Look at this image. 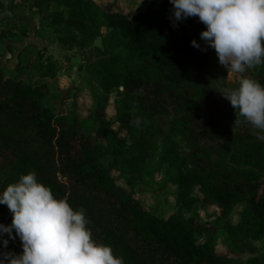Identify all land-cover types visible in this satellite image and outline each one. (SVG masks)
<instances>
[{
    "label": "trees",
    "instance_id": "obj_1",
    "mask_svg": "<svg viewBox=\"0 0 264 264\" xmlns=\"http://www.w3.org/2000/svg\"><path fill=\"white\" fill-rule=\"evenodd\" d=\"M26 1L32 11L50 3L58 6L49 13V25L68 32L59 38L62 44L83 46L101 38L90 71L102 94L90 114L97 124L91 136L76 116L56 114L43 103L45 81L31 84L0 71V192L35 171L57 198L85 210L92 238L110 245L124 264H264V251L254 243L264 238V140L255 129L242 126L243 117L234 124L235 109L214 90V81L222 80L227 69L201 51L199 33L206 25L198 17L174 25L172 12L162 15L140 6L128 15L96 0ZM4 6L0 1V8ZM188 22L195 26L192 33L185 31ZM102 26L108 28L105 33ZM33 66L40 77H54L58 70L42 54ZM248 76L264 85V64L249 68ZM114 92L119 129L106 118ZM170 105L174 116L169 124L156 125L155 117L167 113ZM203 109L209 114L204 129L213 139L224 138L216 148L197 140L193 124ZM181 139H187V150ZM156 145L176 186L175 209L167 216L150 210L111 174L114 169L153 173L148 160ZM103 156L110 160L103 163ZM198 204L214 205L219 213L205 221L195 213ZM237 204H242L240 219L231 222ZM4 206L9 213L5 225H10L12 213ZM219 232L250 255L243 259L219 253ZM3 238L10 239L6 233ZM15 239L19 254L22 242Z\"/></svg>",
    "mask_w": 264,
    "mask_h": 264
},
{
    "label": "rangeland",
    "instance_id": "obj_2",
    "mask_svg": "<svg viewBox=\"0 0 264 264\" xmlns=\"http://www.w3.org/2000/svg\"><path fill=\"white\" fill-rule=\"evenodd\" d=\"M4 7L0 8V71L4 75L22 78L25 82L34 84L45 81L48 84V92L43 98V103L49 105L56 114H67L76 116L83 127L85 133L95 136L97 124L90 117L92 110L96 106L98 98L102 94L101 87L95 75L90 71V63L97 53L96 47H101V38L95 37L92 41L83 46L73 43L62 44L60 37L67 35V31L61 26L49 25V13L58 8L55 3L44 5L41 11L29 9L26 0H0ZM104 8L109 10H119L131 15L138 6L151 8L162 15L172 12L173 5L170 0H96ZM15 5L9 8V5ZM62 7V6H61ZM193 22L185 25V31H194ZM105 33L108 28L102 26ZM25 31L26 34H23ZM201 33V32H200ZM199 33V36H200ZM116 50L120 46L115 44ZM201 51L205 57L213 63H219L215 49L206 46L205 41L201 46ZM42 54L57 63L58 70L54 77H40L34 63L38 56ZM248 76V70L245 73ZM239 74L227 71L222 80L214 81V90L231 88L238 84ZM218 92V91H217ZM221 94L220 92H218ZM116 93L110 95L106 118L111 121L115 129H119V124L115 120V99ZM173 106H169L167 113L158 114L155 123L162 128L169 124L173 115ZM209 114L206 109L201 111L193 128L197 140L212 148L218 147L224 140L222 134L213 139L204 129L208 121ZM242 123V122H241ZM243 127L252 128L243 119ZM120 134L128 136L125 130H120ZM101 146L104 145L102 138H98ZM181 147L188 149L187 139H181ZM161 150L156 145L151 152L148 166L153 173L122 174L119 170H112L111 174L116 183L127 190H132L144 205L150 210L163 216L169 215L175 209L176 186L169 180V173L162 166L160 158ZM103 163L110 160L109 156L101 158ZM242 204L234 206L229 215L231 222L240 219ZM195 213L205 221H213L219 213V209L214 205L198 204ZM9 213L4 204H0V223L6 224ZM11 239V238H10ZM8 239V241L10 240ZM8 242L4 251L14 252V240ZM202 241V236L198 237V242ZM254 243L260 251H264V238L255 240ZM217 251L234 257L243 259L250 255L249 252H240L236 246L229 241L221 232L218 233ZM2 248V243H0Z\"/></svg>",
    "mask_w": 264,
    "mask_h": 264
},
{
    "label": "clouds",
    "instance_id": "obj_3",
    "mask_svg": "<svg viewBox=\"0 0 264 264\" xmlns=\"http://www.w3.org/2000/svg\"><path fill=\"white\" fill-rule=\"evenodd\" d=\"M173 24L198 17L206 25L200 37L215 49L219 63L239 74L238 86L217 90L264 140V85L247 76L264 64V0H170ZM192 45L199 48L195 39ZM0 204L12 213L10 225L0 223V264H124L110 245L97 243L87 227L83 208L74 209L37 179L35 171L20 176L0 192ZM13 230L15 235H13ZM17 236L23 251H4Z\"/></svg>",
    "mask_w": 264,
    "mask_h": 264
},
{
    "label": "crops",
    "instance_id": "obj_4",
    "mask_svg": "<svg viewBox=\"0 0 264 264\" xmlns=\"http://www.w3.org/2000/svg\"><path fill=\"white\" fill-rule=\"evenodd\" d=\"M13 239H10L8 242L9 243H12L13 241H12ZM14 243L16 244V239H14ZM14 248H15V245H14Z\"/></svg>",
    "mask_w": 264,
    "mask_h": 264
}]
</instances>
